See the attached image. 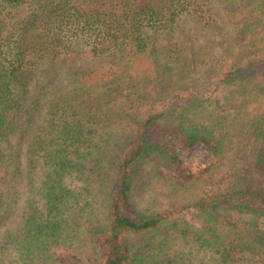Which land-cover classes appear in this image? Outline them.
<instances>
[{
	"label": "trees",
	"instance_id": "obj_1",
	"mask_svg": "<svg viewBox=\"0 0 264 264\" xmlns=\"http://www.w3.org/2000/svg\"><path fill=\"white\" fill-rule=\"evenodd\" d=\"M141 171L196 222L133 206ZM193 252L264 256V0H0V264Z\"/></svg>",
	"mask_w": 264,
	"mask_h": 264
},
{
	"label": "rangeland",
	"instance_id": "obj_2",
	"mask_svg": "<svg viewBox=\"0 0 264 264\" xmlns=\"http://www.w3.org/2000/svg\"><path fill=\"white\" fill-rule=\"evenodd\" d=\"M24 14V13H23ZM198 87L205 92L216 90V84L212 80L200 79ZM181 159L193 169L208 167L213 163V158L204 145H197L190 151L180 153ZM136 195L133 197V206H141L142 209L168 207L177 212H182L186 219L194 220V210H182L193 203L197 196L193 188L180 189L174 187L170 182L159 179L156 175L141 171V174L135 180ZM14 220H10L8 226L1 229L13 228ZM208 259L205 254H193L187 258L185 264H206ZM233 264H264V256L254 257L245 256V260Z\"/></svg>",
	"mask_w": 264,
	"mask_h": 264
}]
</instances>
